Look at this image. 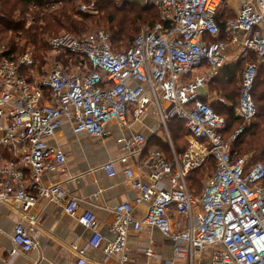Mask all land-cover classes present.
Instances as JSON below:
<instances>
[{"label": "built area", "instance_id": "obj_1", "mask_svg": "<svg viewBox=\"0 0 264 264\" xmlns=\"http://www.w3.org/2000/svg\"><path fill=\"white\" fill-rule=\"evenodd\" d=\"M141 2L156 10L159 21L142 28L128 48L114 49L104 29L61 32L48 38L52 64L36 79L21 71L35 64L28 52L15 61L0 45V120L7 121L0 125V200L19 202L21 213L11 254L37 247L33 208L38 200L63 204L65 212L75 214L77 199L64 198L59 184L43 180L65 161V154L48 142L63 122L72 123L75 136L104 139L111 123L127 128L152 112L167 136L171 157L146 151L147 138L139 132L122 139L131 154L146 151L141 161L146 171L138 177L131 167L123 170L137 194L115 206L113 240L105 241L92 211L77 216L91 230L87 245L102 248L106 258L120 254L118 264H125L129 236L156 228L173 248V260L157 264H264V164L251 161L249 154L232 153L231 143L243 129L225 139L226 120L209 101L224 102L212 95L211 82L225 65V51L235 45L245 64L234 112L245 122L255 118L252 93L264 64V0L244 1L222 25L216 12L223 0ZM79 10L98 14L94 0L80 4ZM62 57L69 59L67 65ZM72 57L79 59L76 65H71ZM175 117L183 119L187 130L180 154L168 133V122ZM6 146L14 157L2 162ZM209 162L212 171L196 192L190 175L207 169ZM102 167L108 176L116 174L113 162ZM141 203L148 206L137 219L132 211ZM71 249L85 259V249ZM144 255L140 264H150L153 249L145 248Z\"/></svg>", "mask_w": 264, "mask_h": 264}, {"label": "crops", "instance_id": "obj_2", "mask_svg": "<svg viewBox=\"0 0 264 264\" xmlns=\"http://www.w3.org/2000/svg\"><path fill=\"white\" fill-rule=\"evenodd\" d=\"M227 1L226 6L229 4L230 8L222 7V2L216 12L221 25L228 18L234 17L246 0ZM237 48L232 45L225 51V65L211 82L212 95L224 99L223 103L216 101L215 98L209 99L216 109L232 105L229 99L232 95V83L236 79L230 78L233 76L235 78L238 73V69L234 66L240 60L244 62L237 58ZM6 123L7 121L0 120V125L5 126ZM109 130L110 135L104 139L87 135L75 136L72 123L65 120L55 134L48 138L49 143L65 154V161L57 169L46 172L43 180L46 184H59L63 188L64 198L77 199L75 214L65 212L63 204L44 199L38 200L33 208V213L38 218V226L34 234L37 247L28 252L12 255L14 226L21 220L20 205L17 201L4 203L0 200V264H118L120 254L106 258L102 248L87 245L91 230L85 227L77 216L84 210L92 211L97 219L96 228L102 232L105 241L113 240L115 234L110 228L115 217L113 212L115 206L124 201H132L137 194L132 186V180L126 177L123 170L131 167L139 177L146 171L141 163L146 151L159 150L166 154L165 150L168 147L169 155L166 156L170 158L171 147L166 134L159 126L157 115L152 112H148L139 121L132 122L127 128L111 123ZM131 132H139L147 138L146 151L141 155L131 154L124 148L122 139ZM0 133L4 132L0 131ZM12 157H14L13 149L6 146L2 162ZM109 161L114 163L116 170L114 176H108L102 167ZM147 206V203L135 205L133 216L137 219L141 218ZM72 245L85 249V259L77 256V253L71 249ZM147 247L152 248L154 252L153 257L147 258L150 264L173 260L172 245L163 240L158 229L153 228L143 229L129 236L125 250L128 260L125 264H140L146 259L144 249ZM179 263L175 262V264Z\"/></svg>", "mask_w": 264, "mask_h": 264}, {"label": "trees", "instance_id": "obj_3", "mask_svg": "<svg viewBox=\"0 0 264 264\" xmlns=\"http://www.w3.org/2000/svg\"><path fill=\"white\" fill-rule=\"evenodd\" d=\"M98 14L91 15L80 12L82 3L90 0H0V45H4L6 55L17 61L31 46L30 56L42 69L46 55L50 49L48 38L62 32L80 35L89 32L94 26H104L110 33L114 49L128 48L142 24L153 26L159 21L156 10L143 5L139 0H94ZM68 60L62 57L65 65ZM79 59L72 57L71 65H76ZM27 67L22 66V73L32 79ZM234 80V76L230 78ZM260 86V91L256 89ZM253 99L259 103L258 112L253 122L238 118L234 113L235 104L229 107L221 106L215 111L226 120L224 138H228L236 128L242 127L240 135L231 143L232 153L238 156L251 152V161H261L264 164V78L256 77ZM230 101L234 99L230 97ZM237 103V102H236ZM251 120V121H252ZM172 132V142L176 153L185 149L186 143L180 140L183 133H187L183 119L172 118L168 122ZM169 155V148L165 150ZM202 170H196L190 175L191 187L200 192L202 189Z\"/></svg>", "mask_w": 264, "mask_h": 264}, {"label": "rangeland", "instance_id": "obj_4", "mask_svg": "<svg viewBox=\"0 0 264 264\" xmlns=\"http://www.w3.org/2000/svg\"><path fill=\"white\" fill-rule=\"evenodd\" d=\"M140 2L142 1V0H139ZM142 3V2H141ZM228 3V1L227 0H223V3H222V7L223 6H226V4ZM230 6L231 5H227L225 8L226 9H228V8H230ZM148 7V6H147ZM224 10V9H223ZM97 15V14H96ZM95 15V16H96ZM144 27H147V25L146 24H142L140 27H139V31L142 29V28H144ZM96 29H104V30H107V28L106 27H104V26H94V27H92L90 30H96ZM108 31V30H107ZM62 32V31H61ZM60 32V33H61ZM90 32V31H89ZM109 32V31H108ZM84 33V32H83ZM30 51H31V46L30 45H28L27 46V48H26V50H25V52H28V54H30ZM251 58L253 59V60H256V57L253 55V54H251ZM52 59H53V52L52 51H48V53H47V55H46V59H45V63H44V65H42V69H40V68H37V63H35L34 64V66L31 68V69H29V70H27L28 71V74H30L31 75V77L33 78V79H36V78H38L39 76H41L42 74H44V72H45V70H47L48 68H50V66H51V64H52ZM234 67H236L238 70H237V74L235 75V78L234 79H236V80H234L233 81V83H232V91H231V98H233L234 99V102L233 101H231L232 102V104H235L236 105V102L238 101V97H239V90H240V80H241V76H242V72H243V69H244V62H242L241 60H240V62H238V64L236 65V66H234ZM237 76H238V78H237ZM259 77V80L260 79H263L264 78V64H261V65H259V68H258V72H257V78ZM236 82H238V83H236ZM260 91V86L258 85V87H257V89H256V92L255 93H258ZM255 102H256V104H257V107H258V109H259V103H258V101L257 100H255ZM251 122H253V120L252 121H250V122H247V124L246 125H248V124H250ZM171 131L169 130V128H168V133H169V136H170V139L172 140V132L170 133ZM180 140H182L184 143H186V137H185V133H183V135L181 136V138H180ZM173 141V140H172ZM247 154H249V155H251V152H248ZM264 162V161H263ZM209 165L210 166H208V168L207 169H203L202 170V175H203V177H202V179H201V182L202 181H204V180H206L207 178H208V175H209V173L212 171V162H209ZM179 264H186V263H184V262H180Z\"/></svg>", "mask_w": 264, "mask_h": 264}]
</instances>
